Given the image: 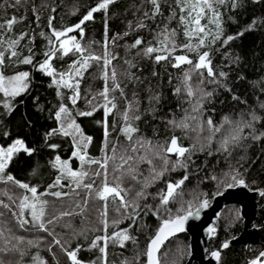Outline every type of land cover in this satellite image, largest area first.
<instances>
[{"label": "snow or ice", "instance_id": "6c2138e0", "mask_svg": "<svg viewBox=\"0 0 264 264\" xmlns=\"http://www.w3.org/2000/svg\"><path fill=\"white\" fill-rule=\"evenodd\" d=\"M21 2L22 0H14L15 5ZM117 2L118 0H97L95 6L90 7L77 23L59 29L52 24L55 17L50 16L49 35L40 33L41 36H45L49 46L48 51L43 53L42 62L34 63L35 54L31 48L28 49L27 56H22L17 50L20 47V41L27 33H22L19 38H10L7 35L17 23L15 17L0 23V94L4 98L3 108L6 113H11L15 107L13 101L28 92L31 86L28 71L6 75L8 58L14 59L19 64L32 65L37 71L51 78L49 86L58 90L57 96L61 101L66 95L65 92L60 91L61 89L71 93L67 96L70 106L67 103H60L58 110L54 113V119L58 122L57 127L46 133V139L54 135L61 136L69 139L73 147L72 159H62L56 155L49 162L58 175L48 189L40 192L37 187L18 180L9 171L15 157L21 152L31 156L35 149L28 147L22 139H15L8 146L0 145V184L6 186L0 191V196L4 197L0 199V264H24L28 249H39L41 244H46L54 264H61V256L64 258V264H108L109 246L125 248L128 241L135 243L136 237L131 229L142 226L137 225V221L142 213L146 215L149 212L161 222L148 238L147 247L142 255L146 257L145 264H161L160 250L168 239L184 231L188 219L198 217L201 209L209 207L210 204L207 193L193 191L191 199H184L186 182L190 176L189 167L195 164L192 160L193 155L197 151L207 150L208 155L223 153L231 156L232 151L243 147V141L249 137L257 141L264 139V131H258L256 128L264 117L258 115L255 110L247 113L242 111L235 120L225 116L220 124L214 123L211 117L204 119V104L212 102L211 98L216 91V88L212 91L207 90L204 87L205 83L225 87L221 81L227 80V73L214 71L211 49L218 41L221 47H226L238 36L244 35V31L253 30L257 23L264 25V20L259 22L254 20L236 36H224L225 12L237 9L243 0H172V3L168 4L169 21L176 20L177 24L182 26L184 41L178 43L177 29L169 28L165 24L163 28L156 31L152 41L146 42L143 37H138L129 45V49H139L137 55L154 60L156 63L168 61L174 68H181L182 65L189 66L180 84L175 87L178 98L183 91L189 108L184 109L185 115L181 119L172 118L165 122L166 127L170 129H179L185 134L190 131L197 134L195 142L188 146L183 145L181 137L176 135L160 142L141 132L139 122L146 115H151L155 119L157 111L155 105L159 103L160 96L153 93L149 86L146 89L149 92L148 107L141 111L138 93L134 92L131 98L126 95L113 65V61L118 58L117 54L111 51L116 44L115 37L104 40L103 52L99 55L91 47V43L95 41L87 46L81 42L85 34V25L94 20V14L101 12L107 14L110 7ZM254 2L259 3V0ZM165 3L167 0H144V4L150 7L142 12L137 9L140 15L137 16L135 24L129 21L128 31L124 35L149 28L146 21H155L158 16L162 17L164 15L162 6ZM51 11L55 12L56 9L52 8ZM77 12L78 9L71 14L76 15ZM73 33L76 35H72ZM177 51L195 53V59L189 58L187 54L175 55ZM58 54L73 58L63 71L58 70L53 64ZM233 60L238 61L239 57H234ZM124 63L129 68L136 67L131 60H125ZM93 64L100 69L99 78L104 81V86L102 90L92 93L90 98L83 97L86 107L78 109L76 105L82 99L80 86ZM128 75L136 79L134 74L128 73ZM193 75L197 76L196 83H193ZM259 83L254 82V86H258ZM116 92H119L124 100V107L119 110L116 103L117 97L114 95ZM232 99L247 103L238 96H233ZM259 107L264 109V101H261ZM101 109L104 118L97 123L103 128L104 141L102 155L97 158L88 152L93 137L85 132L78 120L92 117ZM109 116L114 119L118 117L119 126L115 123L110 124ZM245 129L249 130L247 135ZM205 132H207L206 136ZM121 137L123 139H120ZM213 144L217 145L215 150L212 148ZM48 147L55 150L59 145L49 144ZM73 159L79 161V167L73 166ZM180 170L184 173L180 179L165 180L169 173ZM203 179L215 181L218 188L221 186L231 188L245 183L238 169H232L224 173L222 177L211 175ZM160 181H164V187L157 189L154 193L149 191ZM12 188L23 191L16 194ZM55 188L61 190H50ZM66 188L69 191H64ZM219 194L221 193L217 192L214 195ZM261 194L264 195V193ZM46 196L53 197L54 200L44 199L43 197ZM70 197L71 201H69ZM149 198L158 200L155 207L151 204L142 205L141 202ZM56 200L63 201L67 207L62 209L53 207L50 210V205ZM89 201L94 202L93 209H89ZM97 201L101 202L98 206L95 205ZM110 203L119 217L111 221L109 219ZM170 204H179L175 215L172 214ZM91 211L96 212L95 221H92L88 215ZM76 215L82 217L79 229L73 227L70 219ZM125 220L129 222L128 226L119 228ZM57 225L66 230L70 236L69 239H63L61 234L55 231ZM110 226L117 230L110 233ZM16 229L24 232L35 229L45 235L28 238L17 235ZM208 231L214 233L215 229L209 228ZM88 232L101 234L95 235L86 248L80 243H77L75 247L72 246L73 240L81 237L87 239ZM221 247L227 249L229 243L225 242ZM84 250H95L99 255L96 260L86 262L80 256ZM212 256L219 262L221 251L213 252ZM136 260L139 261V255ZM31 261L32 264H49V260L39 254L32 256ZM125 264L128 262L125 261ZM250 264H264V252H260L257 258L250 261Z\"/></svg>", "mask_w": 264, "mask_h": 264}, {"label": "trees", "instance_id": "16d2710c", "mask_svg": "<svg viewBox=\"0 0 264 264\" xmlns=\"http://www.w3.org/2000/svg\"><path fill=\"white\" fill-rule=\"evenodd\" d=\"M97 0H22L18 5L14 4V0H0V23L15 17L17 23L12 27V31L7 35L10 38H19L22 33H27L25 38L20 41V47L17 49L22 56L29 55L28 49L31 48L35 54L34 63L42 62L44 59L43 53L48 51V43L45 36L49 35L50 30L48 20L50 16L55 19L52 24L56 28L69 26L77 23L79 19L88 11L90 7L95 6ZM172 0H167L162 6L164 15L158 16L155 21H146L149 25L147 29H139L130 32L128 31V23L132 21L135 24L136 18L140 15L137 9L147 10L150 6L144 4V0H118L112 5L107 14L95 13L94 20L89 21L85 25V34L81 40L85 46L91 42L92 50L96 54H102L103 43L106 38H116L115 47L111 51L118 56L113 61V65L117 71V78L120 81L121 87L126 95L131 98L132 94L138 93L141 100V111L148 107L149 92L146 90L149 86L152 92L160 96V101L156 104L155 119L151 115H146L139 123L141 132L149 138H153L163 142L172 135L181 137L182 143L188 146L195 142L196 133L188 132L185 134L179 129H170L166 127V121L172 118L181 119L184 115V109H188L189 105L185 102L186 97L183 91L178 98L175 94V87L180 84V80L185 71L188 70L187 65L181 68L172 67L168 61L156 63L154 60L148 59L136 53L139 49H129L136 38L143 37L147 41H152L156 31L163 28L165 24L169 28H176L178 32L177 42L184 41L182 26L178 25L176 20L169 21L170 9L168 4ZM143 5V8H141ZM56 11L52 12L51 9ZM78 9L76 15L71 13ZM264 20V0H259V3L254 0H243L240 7L235 10L225 12L223 20L224 36H236L238 32L244 31L253 21ZM45 33L41 36L40 33ZM72 35H76L73 33ZM80 39V37H78ZM213 68L217 73L223 71L227 73V80L221 82L225 87H217L205 83L204 87L214 92L211 103L204 104V119L211 117L213 122L220 124L223 117L227 116L232 120L238 118V115L250 110H255L258 115L264 117V109L259 107L261 101H264V25L257 23L256 27L251 31H244V35L238 36L231 41L226 47H221L220 42L211 49ZM187 54L189 58L195 59V53H185L177 51L175 55ZM234 57H239L238 61H234ZM72 57H62L58 54V58L53 60L55 67L63 71L72 62ZM125 60H131L136 65L134 68H129L124 63ZM19 71L30 72L31 86L28 92L17 97L13 101L15 107L11 113H6L3 108V95L0 94V145L8 146L15 139L24 140L25 144L35 149V152L29 156L21 152L14 158L9 171L18 180L29 183L31 186L38 188L40 192L48 189V186L53 183L57 171L50 165V161L56 155L62 159H72L73 147L71 141L61 136H51L46 139V133L52 128L57 127V121L54 119V113L58 110L60 103H67L70 106V101L67 96L71 93L68 90L61 89L65 92V99L61 101L57 96V89L50 87L51 78L37 71L32 65H23L15 62L14 59L8 58L7 67L5 68L6 75H13ZM128 73L134 74L136 79L131 78ZM155 73V75H153ZM100 69L96 64H93L85 74L84 80L80 86L82 99L76 105L78 109L86 107L83 97L90 98L92 93L102 90L104 81L99 78ZM197 82V76L193 75V83ZM254 82H260L258 86H254ZM231 89V91H228ZM116 103L118 110L124 107V100L120 97V93L116 92ZM233 96H238L241 100L247 103H241L233 100ZM103 110L97 111L94 116L88 118H80L78 122L82 125L85 132L93 137V142L88 148L91 156L99 158L102 155V146L104 141V132L101 124L97 121L103 120ZM109 123H115L119 126V118L114 119L108 117ZM194 123V122H193ZM227 127V126H226ZM258 131H264V120L256 125ZM248 129H245L247 135ZM7 133V135H5ZM207 135V132L204 133ZM219 138V137H217ZM111 139V138H110ZM120 139H123L121 137ZM49 144H58L59 147L55 150L48 147ZM199 147V145H197ZM217 147L212 145L213 150ZM175 159V157H172ZM192 160L195 164L189 167V180L186 182V190L184 199L192 198V193H207V198L210 203L219 196L214 195L217 192L224 193L228 187H217L215 181L205 180L203 177L217 175L223 176L224 173L232 169H238L244 179V185L251 191L260 192L257 198V220L256 227L259 230L261 245L236 246L222 250L221 246L225 242H229L237 238L244 229V220L241 216L239 206L228 205L221 212L214 228L216 230L212 240L209 242L208 254L215 251H221V260L219 264H250V261L257 258L260 252H264V139L253 140L251 137L243 141V147L235 148L231 156L223 153H215L208 155L207 150L203 152L197 151ZM74 167H79V161L72 160ZM195 173V174H192ZM183 170L169 173L165 180H178L183 175ZM99 182V181H97ZM65 183H67L65 181ZM127 186V181L125 182ZM238 185L234 186L237 187ZM6 186L0 184V191ZM11 187V186H7ZM164 187V181H160L155 187L149 189L151 192H156L157 189ZM231 187V188H234ZM51 191H59L61 189H50ZM16 194L23 190L12 188ZM69 191V189H64ZM83 196V193H81ZM44 199L50 201L53 197L46 196ZM0 199H4L0 196ZM71 197L69 201H71ZM101 202H95L98 206ZM143 204H151L153 207L158 203V200L149 198L147 201H142ZM62 209L67 207L63 201L56 200L51 208ZM172 214H176V209L179 204H170ZM94 208V202L89 201V209ZM92 221H95L96 212L88 213ZM118 219V214L113 210V205L109 204V219ZM74 228L81 227L82 217L79 215L70 218ZM160 220L153 216L150 212L141 215L137 221V225L131 229L132 234L136 237V242L128 241L125 248L109 246L108 249V264H145L146 257L142 255L148 243V238L155 232L160 224ZM63 223V222H61ZM128 221H123L119 228L128 226ZM117 230L110 226L109 232ZM55 231L61 234L62 238L67 240L69 234L60 225L55 226ZM17 235L35 238L36 236L45 235L37 232L35 229H30L28 232L16 229ZM100 232H88L87 239L81 237L78 240L72 241V246L77 243L87 247L95 235H100ZM50 239V238H49ZM55 250V249H54ZM39 254L41 257L48 259L49 264H54L51 261L50 254L47 251L46 244H41L40 248L28 249L24 258V264H32L31 257ZM98 252L95 250H84L80 256L86 262L96 260ZM139 255V261L136 260ZM191 256L190 237L182 235L169 241L160 253L161 264H187ZM61 264H64V258L61 256Z\"/></svg>", "mask_w": 264, "mask_h": 264}, {"label": "water", "instance_id": "95a60500", "mask_svg": "<svg viewBox=\"0 0 264 264\" xmlns=\"http://www.w3.org/2000/svg\"><path fill=\"white\" fill-rule=\"evenodd\" d=\"M259 195L260 192H251L245 185L228 188L224 193L217 196L209 204V207L201 209L198 217H190L185 223V230L170 237L164 246L176 237L188 235L190 237L191 256L187 264H219L220 261L217 262L212 254H208L209 242L216 232L215 230L214 233H210L208 229L214 228L221 212L228 205L239 206L244 220L243 232L237 238L228 242V248L261 245L259 230L255 227L258 209L257 198Z\"/></svg>", "mask_w": 264, "mask_h": 264}, {"label": "flooded vegetation", "instance_id": "af4514ba", "mask_svg": "<svg viewBox=\"0 0 264 264\" xmlns=\"http://www.w3.org/2000/svg\"><path fill=\"white\" fill-rule=\"evenodd\" d=\"M241 210V209H240ZM255 227H256V225H255ZM257 228V227H256ZM258 229V228H257Z\"/></svg>", "mask_w": 264, "mask_h": 264}, {"label": "rangeland", "instance_id": "374dc122", "mask_svg": "<svg viewBox=\"0 0 264 264\" xmlns=\"http://www.w3.org/2000/svg\"><path fill=\"white\" fill-rule=\"evenodd\" d=\"M30 73V72H29Z\"/></svg>", "mask_w": 264, "mask_h": 264}]
</instances>
